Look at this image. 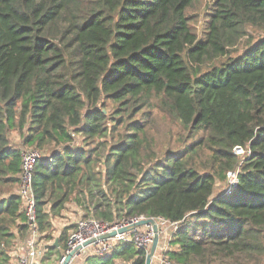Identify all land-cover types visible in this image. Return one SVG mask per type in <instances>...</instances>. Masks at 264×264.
I'll return each instance as SVG.
<instances>
[{"label":"trees","instance_id":"trees-1","mask_svg":"<svg viewBox=\"0 0 264 264\" xmlns=\"http://www.w3.org/2000/svg\"><path fill=\"white\" fill-rule=\"evenodd\" d=\"M197 1L0 0V264L13 228L27 230L11 130L52 147L33 172L42 234L90 194L85 217L177 223L165 252L176 264H264V0H213L201 36L187 13ZM106 99L111 112L96 108ZM157 111L180 127L182 149H155ZM79 133L119 142L94 153L74 147ZM237 146L250 150L242 162ZM148 252L122 241L84 264H146Z\"/></svg>","mask_w":264,"mask_h":264},{"label":"built area","instance_id":"built-area-1","mask_svg":"<svg viewBox=\"0 0 264 264\" xmlns=\"http://www.w3.org/2000/svg\"><path fill=\"white\" fill-rule=\"evenodd\" d=\"M234 152L240 157L242 162L245 156L250 153V150L242 146H237ZM43 157V153L35 149L22 151L21 183L18 193L21 197L22 209L26 217L27 230L24 239H22L21 249L19 248L17 258L16 260L14 259V264H61L69 252L82 246L87 240L98 238V236L113 229L131 226L140 219L147 218L145 216H139L110 224L100 221L94 215H90L89 217L83 216L70 231L67 247L63 255L59 259L50 262L48 245L42 244L40 240L42 233L38 223L37 200L33 187V172L35 165L39 160L43 159ZM48 159L52 161L50 155ZM230 172L234 173L230 184L237 183L238 169ZM230 172H228V174ZM154 219L159 228L160 242L158 248H160L162 240L166 243L163 254L159 258V264H176L165 255V252L169 249V241L172 238V234L177 229V223L171 222L163 217ZM153 238L154 231L152 225L133 226L131 230L126 233L117 234L114 237L100 240L82 248L80 253L75 255L72 260L82 256L90 248H93V254H109L114 250V247L122 241H133L137 247L149 251L153 243ZM14 252L15 251H13V253Z\"/></svg>","mask_w":264,"mask_h":264},{"label":"rangeland","instance_id":"rangeland-1","mask_svg":"<svg viewBox=\"0 0 264 264\" xmlns=\"http://www.w3.org/2000/svg\"><path fill=\"white\" fill-rule=\"evenodd\" d=\"M199 1V2H198ZM195 7L190 8L187 13L192 18V25L194 29L196 28L197 31H199L200 36L202 35V31L205 28L206 25V19H207V12L211 8L213 0H198ZM205 2H208V5L205 6ZM199 29V30H198ZM262 31L255 32V35L263 34ZM118 106V103L111 100L106 99L104 102H100L96 108L99 107H105L107 111L111 112ZM158 112V111H157ZM125 128L121 127L120 131H123ZM180 127L177 125V123L168 115L161 112H158V114L155 115V128L153 130V133L155 134V138L157 141V144L155 145V149L160 153L165 151L166 149H172V150H180L183 147V143L181 142V131ZM26 133V130L21 133L18 130H11L9 133L10 143L13 146L19 147L22 149V151H28L35 149L43 155H50L49 150L52 147H48L45 149H39L37 146L28 145L24 142V134ZM74 147L75 148H85L86 150H90L94 147H96L94 153H109L111 145L114 143L119 142V133H116L114 136L108 135L107 137H97L95 139H88L85 140V138L82 136V134H75L74 136ZM103 156V155H102ZM204 157V154H203ZM239 157V156H238ZM98 171H102L101 165L97 166ZM232 175L234 176L233 172H230L227 174V177L224 181L217 180L218 183L216 185L215 193H218L220 191H223L226 189V187L230 184ZM102 184H105V181L102 179ZM98 190H95V193H97ZM87 194V193H85ZM81 199L85 200L82 201V205L80 203H77L76 200L73 197H71L70 201L67 202L64 206V209L60 212L59 215H54L51 219L52 226L49 229L48 232L43 233L41 235V243L46 244L48 246H52L54 244H58L59 238L63 232L66 231V236H69L70 231L75 227L76 223L87 213H92V209L88 207L89 199H91V195L87 194L86 199L85 195L81 196ZM94 200V199H93ZM13 231L16 233V242L14 246L11 248L10 255L11 260L10 263L14 264V261L17 258V254L19 251V248L21 249V243H22V237L19 235V232L17 231V228L14 227ZM165 241L162 240L160 244V248L157 249L156 255L153 259L152 264H159V258L163 254ZM16 248V249H15ZM15 249V250H14ZM13 251H15L13 253ZM93 254V248L88 249L82 256L76 257L74 260L71 261L70 264H84L85 259L88 255ZM58 257V254H49V261H54ZM15 259V260H14ZM127 264V263H124Z\"/></svg>","mask_w":264,"mask_h":264},{"label":"water","instance_id":"water-1","mask_svg":"<svg viewBox=\"0 0 264 264\" xmlns=\"http://www.w3.org/2000/svg\"><path fill=\"white\" fill-rule=\"evenodd\" d=\"M143 225H152L153 231H154L153 243H152L151 248H150V250L147 254V257H146V264H152L153 259L156 255L157 249L159 247V242H160L159 228H158V224L154 218L140 219L139 221L132 224L131 226L122 227L120 229H113L107 233H104V234L98 236V238L89 239L82 246H79V247L75 248L74 250H72L71 252H69V254H67L65 256V259L61 264H70L73 257H75V255L79 254L82 248L87 247V246L91 245L92 243H95V242H98L100 240L107 239L110 237H114L117 234L126 233L129 230H131V228L133 226H143Z\"/></svg>","mask_w":264,"mask_h":264}]
</instances>
